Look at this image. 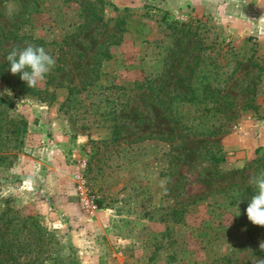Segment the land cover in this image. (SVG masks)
Returning a JSON list of instances; mask_svg holds the SVG:
<instances>
[{
  "label": "rangeland",
  "instance_id": "1",
  "mask_svg": "<svg viewBox=\"0 0 264 264\" xmlns=\"http://www.w3.org/2000/svg\"><path fill=\"white\" fill-rule=\"evenodd\" d=\"M263 160L264 0H0V264H264Z\"/></svg>",
  "mask_w": 264,
  "mask_h": 264
},
{
  "label": "clouds",
  "instance_id": "2",
  "mask_svg": "<svg viewBox=\"0 0 264 264\" xmlns=\"http://www.w3.org/2000/svg\"><path fill=\"white\" fill-rule=\"evenodd\" d=\"M7 61L10 65L11 74L13 76L19 75L20 80L25 82L29 89L43 81L55 67V59L43 47L31 44L22 50L13 49L10 51ZM249 183L256 187L257 192L250 198L246 208V216L254 226L264 228V172L253 176ZM161 187L165 189V192L167 191L164 181H161ZM14 191V188L9 185L0 190V197L7 198ZM240 203H243V200L240 199L237 205L238 209ZM259 248L264 250V242H260Z\"/></svg>",
  "mask_w": 264,
  "mask_h": 264
},
{
  "label": "trees",
  "instance_id": "3",
  "mask_svg": "<svg viewBox=\"0 0 264 264\" xmlns=\"http://www.w3.org/2000/svg\"><path fill=\"white\" fill-rule=\"evenodd\" d=\"M12 125H11V127H12V132L13 133H18V132H21V127L20 126H23L24 125V122H19V121H17V120H14V121H12V123H11ZM257 171H256V175H259L260 173H262V172H264V160L262 161V163L257 167V169H256ZM253 177V176H252ZM238 193H237V195H241V197H240V199L241 200H243V202L244 203H247V206H248V203H249V201H250V198H251V196L252 195H254V194H256V192H257V189H256V187L254 186V185H252V184H248V186H246V188H244L242 191H240L239 192V190L237 191ZM98 206H99V204L98 203H96V208H98ZM9 212H11V213H14V211H12L11 209H9L8 207H5V208H3L2 210H1V212H0V221H1V219H3V217L7 214V213H9ZM246 212V211H245ZM244 212V214H246ZM9 218L10 219H5L4 221V223L5 224H11L12 222H13V219L15 218L14 216L12 217V216H9ZM27 220H30L29 218H24V219H21L20 221H22V222H24V221H27ZM18 221V220H17ZM247 225H250V226H254L249 220L248 221H246V223H245V230H246V233H248V230L249 229H247L248 227H247ZM13 234V233H12ZM2 239H4V238H2ZM12 247H13V245H12ZM14 247L15 248H17V249H20V248H23V247H27V244H25V243H20L19 242V239L18 240H16V243H15V245H14ZM13 253H15V249H14V252ZM18 254V253H17ZM16 259L14 258V257H12L11 255H10V257H7V258H5V259H2V261L3 262H10V264H19V262L17 263L16 261H15Z\"/></svg>",
  "mask_w": 264,
  "mask_h": 264
}]
</instances>
